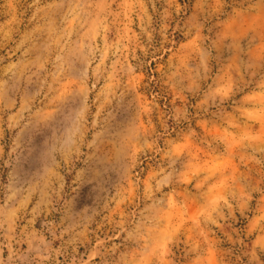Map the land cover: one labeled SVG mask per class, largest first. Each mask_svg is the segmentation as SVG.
I'll return each mask as SVG.
<instances>
[{
  "label": "rangeland",
  "instance_id": "1",
  "mask_svg": "<svg viewBox=\"0 0 264 264\" xmlns=\"http://www.w3.org/2000/svg\"><path fill=\"white\" fill-rule=\"evenodd\" d=\"M0 264H264V0H0Z\"/></svg>",
  "mask_w": 264,
  "mask_h": 264
}]
</instances>
